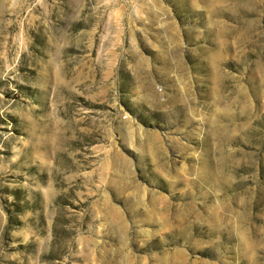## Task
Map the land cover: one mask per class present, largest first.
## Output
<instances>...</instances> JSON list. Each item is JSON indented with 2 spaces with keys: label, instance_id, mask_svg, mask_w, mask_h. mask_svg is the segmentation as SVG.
<instances>
[{
  "label": "rangeland",
  "instance_id": "1",
  "mask_svg": "<svg viewBox=\"0 0 264 264\" xmlns=\"http://www.w3.org/2000/svg\"><path fill=\"white\" fill-rule=\"evenodd\" d=\"M0 264H264V0H0Z\"/></svg>",
  "mask_w": 264,
  "mask_h": 264
}]
</instances>
